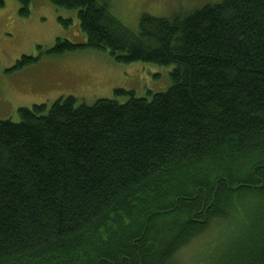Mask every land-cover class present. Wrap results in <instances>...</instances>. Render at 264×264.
<instances>
[{
    "label": "trees",
    "instance_id": "obj_1",
    "mask_svg": "<svg viewBox=\"0 0 264 264\" xmlns=\"http://www.w3.org/2000/svg\"><path fill=\"white\" fill-rule=\"evenodd\" d=\"M16 1L28 16L31 0ZM49 1L77 10L86 43L57 39L46 55L172 65L171 86L0 121V264H181L218 221L192 264H264V0L144 14L136 31L105 0Z\"/></svg>",
    "mask_w": 264,
    "mask_h": 264
},
{
    "label": "rangeland",
    "instance_id": "obj_2",
    "mask_svg": "<svg viewBox=\"0 0 264 264\" xmlns=\"http://www.w3.org/2000/svg\"><path fill=\"white\" fill-rule=\"evenodd\" d=\"M0 6V121L19 120V108L52 105L61 97L73 96L77 104L93 105L100 99L125 103L132 92L135 97L167 91L171 86L172 65L163 66L136 61L119 63L107 52L83 49L53 57L45 54L57 39L74 44L86 43L77 10L58 8L49 0H31L30 13L19 14L16 0H3ZM109 10L132 31L138 29L142 15L172 18L221 0H105ZM22 56L37 58V62L7 72ZM220 222V223H218ZM212 223L209 229L176 258L181 264L199 260L208 244L219 236L224 221Z\"/></svg>",
    "mask_w": 264,
    "mask_h": 264
}]
</instances>
